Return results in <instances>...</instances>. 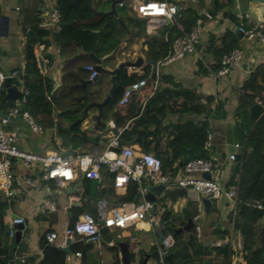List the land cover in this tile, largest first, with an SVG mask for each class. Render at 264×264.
I'll return each instance as SVG.
<instances>
[{"label":"crops","instance_id":"obj_1","mask_svg":"<svg viewBox=\"0 0 264 264\" xmlns=\"http://www.w3.org/2000/svg\"><path fill=\"white\" fill-rule=\"evenodd\" d=\"M111 1L87 0V4H91L96 13H106L110 10ZM125 1L123 0L122 3L125 4ZM42 2L44 4L43 25L51 30L48 23L51 10L58 4L63 7L73 6L78 0H42ZM163 2L179 3L184 7L191 8L197 15H200L202 11L206 12V9L212 6V0H163ZM33 5L34 0H0V70L7 75L19 74L23 70L25 38L21 32V11L23 7ZM126 8V4L123 8L116 5V15L122 14ZM230 13L234 17L243 16L242 19L250 26L264 22V4L261 3L231 0ZM222 14L221 11L215 17L209 16L204 20L200 19L199 39L194 52L170 65L161 66L160 63H157L156 73L153 77L157 73H163L187 89L212 96L218 103L219 108H214L209 118V127L213 138L208 153L209 160L213 165V177L222 183L225 191H229L236 189L237 157L240 154V151L234 149L233 146L240 145L242 147L247 134L245 120L236 119L234 116L238 89L254 69L264 65V45L256 40L247 39L243 34L239 38L236 36L237 48L242 52L239 62L231 66L225 76L214 75L215 72L212 73L209 70V66L213 63L212 57L204 52L208 35L221 36L225 31L235 33L237 29L240 30ZM141 43L140 40L128 47L126 42H123L112 57L97 58L100 59L101 67L107 71L113 70L125 61L133 62L135 59L141 58L143 62L138 70L125 69L124 85L146 70L148 75L144 78L145 86L139 91L130 93L129 102L126 105L114 106L112 111L107 105L102 109L100 117H98L97 108L89 107L84 111V107L89 102L101 103L109 90L110 77L106 74L99 75L93 85L86 87L88 93H93L92 99L85 98L86 101L82 103L80 116L74 118L73 125L80 122L81 131L90 142L84 140L79 142L81 138L71 134V127H67V125L72 121L73 114L67 112V105L64 102L66 98L76 95L81 98L82 96L81 90L76 88V85L79 80H87L88 72L85 70V65L89 63L86 56L80 51H71L72 48H66V56H62L59 48L52 43L51 35L47 38L46 43L35 46L34 54L39 74L49 81V85L44 90V100L31 103L27 109H24L23 106L20 107V110L29 116L36 130H33L30 124L19 116L10 118L7 129L15 133L16 147L21 151L35 155H42L48 150H56L63 155L85 153L94 149L99 151L100 146H96L98 138L93 136L92 129L98 127L124 128L139 115L145 100L154 90L155 82L150 76L151 67L147 64L148 60L144 54L146 46ZM90 54L87 55V58L94 67V62L89 58ZM63 81L72 82L68 85V89L63 88ZM16 82L19 84L18 90L22 92L24 89L18 78H11V87ZM0 98L2 101L3 95H0ZM2 103L9 104L10 102L2 101ZM8 108L7 106L1 108L0 116L4 115ZM97 117L98 120H96ZM247 120L250 121L248 111ZM59 121L63 127L59 126ZM229 155L235 156L233 161L228 160ZM9 173L12 181L11 197L6 198L2 193L0 196V220L4 233L6 234L13 219L21 218L23 220L18 244L14 243V237L7 238L6 235L0 242L7 256L13 260L12 264H39L43 259L42 237L44 234L52 233L61 237L64 227L71 219L86 213L92 219L100 222V204L106 211L117 206L104 198H98L97 192L100 186L96 182L89 181L90 190L85 197H82L83 184L81 183L77 187L79 181L82 182L81 179L72 183L42 180L40 167L27 168L16 159H10ZM26 178L30 180L29 185L24 183ZM70 188L73 189V192L69 191ZM116 195L121 196L122 194ZM44 201H49L52 209L45 208ZM166 205L177 213L188 206L181 199L174 204ZM162 212L163 210L160 208L155 210L154 220L156 222L153 223L152 229L156 227ZM233 213L226 197L222 196L211 200L208 212L203 210L200 215L198 243L204 247L214 248L215 242L230 236L234 237L237 233L233 231L229 220ZM152 229L143 226L137 229L128 227L113 231L104 230L101 232L99 242H91L83 239L80 235H75L74 241L70 242L65 249L48 245V249L53 248L56 253L53 251L47 257V264H113L114 257H118L119 264H121L119 248L121 244H126L129 257L131 254L133 255V261H130L129 264H155L152 250L155 240ZM104 238L108 239V242H105ZM113 246L117 247V251ZM230 251L228 264H244L240 252L236 251L235 247H232ZM75 253H79L80 256H74Z\"/></svg>","mask_w":264,"mask_h":264},{"label":"trees","instance_id":"obj_2","mask_svg":"<svg viewBox=\"0 0 264 264\" xmlns=\"http://www.w3.org/2000/svg\"><path fill=\"white\" fill-rule=\"evenodd\" d=\"M149 2H163V0H149ZM168 4L178 9L177 14L156 35L145 33V21L134 17L131 9L126 8L122 14L109 16L106 19L101 13H96L91 4H87V0H78L73 6L56 5L54 9L59 14V30L56 34H51V30L43 25L42 0H34L33 6L23 7L20 25L25 38L24 67L17 78L27 92L24 109H27L31 103L44 100V90L49 85V81L39 74L34 48L46 43L50 35L52 43L59 48L62 56H66V48H72L71 51H80L86 56L89 63L86 65L91 63L87 58L90 53L96 58L112 57L123 42L129 47L140 40L141 44L146 46L144 51L146 59L157 64L170 54L171 44L176 38L190 31L195 26L196 20L205 19L189 7L173 2ZM230 10L231 0H212L211 8L206 9V12L210 17H215L222 11V16L242 31L251 27L245 20H238L231 15ZM236 48L235 33L225 31L221 36L208 35L204 52L212 57L210 72H216L220 67L222 56ZM263 68L264 65H260L254 69L239 87L234 114L236 119L241 118L240 120H245L247 123V134L237 157L235 211L229 219L233 231L242 239L241 258L244 264H264V222H262L264 219V113L256 122L247 120V111L252 105L258 104L264 107ZM147 75L146 70L140 76H135L134 81L143 80ZM124 79L125 70H119L115 75L117 87L109 103L111 111L114 106L117 107V102L123 97L127 88ZM153 82L155 87L152 94L145 100L139 115L123 128L119 143L124 146L135 145L143 155L157 159L161 174L172 179L186 159H209V153L203 150V143L207 132L210 131L209 118L214 108L218 107V103L212 96L187 89L163 73H157L153 77ZM71 83L63 81V88L68 89ZM51 98L53 99L52 96ZM84 101L86 100L78 95L64 100L67 112L73 114V119L70 117L72 121L67 127H71L70 131L74 137L81 138L79 142L88 141L81 131V123L73 125L74 118L80 116ZM12 104L2 103L0 98V109L4 106L10 107ZM59 126L63 127L61 121ZM98 128L106 130L104 127ZM82 184L84 189L82 197H85L90 190L89 181L82 179ZM98 184L100 186L97 192L98 198H104L117 206L140 202L137 185L133 182L128 184L125 193L121 196L115 194L112 179L105 171L101 172ZM183 195V190L171 186L153 202L154 206L163 210L156 227L152 229L155 240L152 248L155 264H215V262L228 264L230 252L226 249L202 246L194 235L193 227L190 229V235L183 230L195 215L193 206L188 205L179 213L167 207L166 204L176 203ZM253 203H259L263 208L257 209L252 206ZM155 210L154 208L150 213L152 218L155 216ZM76 219L69 221L68 228L73 227ZM1 228L3 237L5 233L2 224ZM44 236L45 234L42 237L43 259L39 264H47V257L54 251L53 248L48 249L50 244L45 242ZM168 238L171 239V245L165 248L164 242ZM104 240L108 242V239L104 238ZM113 247L117 251V247ZM160 249L163 253L162 263L159 256ZM130 261H133L132 254ZM12 263L13 260L0 245V264ZM113 264H119L118 257H114Z\"/></svg>","mask_w":264,"mask_h":264},{"label":"built area","instance_id":"obj_3","mask_svg":"<svg viewBox=\"0 0 264 264\" xmlns=\"http://www.w3.org/2000/svg\"><path fill=\"white\" fill-rule=\"evenodd\" d=\"M127 8L131 9L132 14L136 18L145 17V33L153 35L162 30L163 26L170 22L177 14V8L166 2H148L143 4L142 0H126ZM124 3L117 5L119 8L125 6ZM148 10V8H150ZM200 15L209 18V15L202 11ZM238 19L243 16H236ZM59 14L56 9H52L49 14L48 23L51 27V33L56 34L59 30ZM200 31V21L196 20L195 26L184 35L176 38L171 44L170 54L160 62L161 66L170 65L172 62L182 59L186 55L194 52V48L198 43ZM244 37L249 40H256L264 45V22L253 24L247 30H241ZM242 52L236 48L220 59V67L214 75L225 76L231 66L236 65ZM85 70L88 72V81L96 77V72L92 65H86ZM18 74L11 73L7 75L0 70V88L4 78L16 79ZM264 80V68H263ZM146 81L130 80L123 97L117 102L116 106H124L129 102V95L132 92L139 91L144 87ZM21 100L10 106L4 115L0 116V192L6 198L11 197V175L9 173L10 159L20 161L25 167H40L42 180H58L62 183H72L79 179L99 183L101 172L105 171L112 179V187L116 194H124L130 182L137 185V194L140 202L123 203L119 206L112 207L109 210L103 209L100 204V222L92 219L86 213L81 214L73 223L70 229L65 226L62 236L57 237L52 233L44 236L45 242L57 247L65 249L70 242L74 241L75 235H80L83 239L91 242H99L101 232L104 230L113 231L115 229H125L133 227H148L152 229L153 223L156 221L150 215L151 211L157 206L153 203L146 202L144 197L151 187L162 185L164 191L171 186L183 190L184 195L181 198L185 205H191L195 209V215L192 219L194 235L198 240L200 236L199 219L203 211L202 201L216 200L222 196L226 197L232 212L235 211L236 190L225 191L222 183L213 177V165L209 159H193L186 160L177 170L174 178L170 179L161 174L160 163L157 159L143 155L140 149L135 146H124L119 143V137L123 128L110 127L102 130L101 128H93L92 134L98 138L96 146H100V150H90L85 153H77L73 155H63L56 150H48L42 155H35L19 150L15 145V133L7 129V125L11 117L19 116L23 121L30 124L33 130H36L29 116L20 110L25 104L27 92L23 90ZM213 134L209 131L206 134L203 150L208 152L211 148ZM234 149L241 152L240 145H234ZM234 155H229L228 160L233 161ZM203 174L209 175V179L203 178ZM194 175H198L195 176ZM26 185L30 184L28 178L24 179ZM45 208L52 209L49 201L43 202ZM257 209L263 207L259 203H253ZM23 220L16 218L9 224L6 237L13 238L17 231V226L22 225ZM3 232L0 221V239ZM171 245V239L168 238L164 242V247ZM214 248L226 249L231 253V248L242 251V239L239 234L234 237L217 241L213 245ZM162 250L159 251L160 263H162ZM74 256L79 257V253Z\"/></svg>","mask_w":264,"mask_h":264},{"label":"water","instance_id":"obj_4","mask_svg":"<svg viewBox=\"0 0 264 264\" xmlns=\"http://www.w3.org/2000/svg\"><path fill=\"white\" fill-rule=\"evenodd\" d=\"M247 1H251V2H255V3H261L264 4V0H247ZM123 0H112L111 1V6H110V10L106 13H101L106 19L109 16H115L116 12H115V6L122 3ZM149 2V0H142L143 4H147ZM144 21L146 20L145 17L142 18ZM169 22H167L168 24ZM235 35L239 38L242 36V32L240 30H236ZM89 58L94 62L95 66L94 71L96 72V77L93 78L91 81L88 80H79L78 85H76V88H78L79 90H81L82 92V99H92L93 93H88L86 90V87L89 85H93L99 75L102 74H106L108 75L109 78V83H110V87L109 90L107 92V95L105 96V98L101 101V103H96V102H89L85 105L84 107V111L89 108V107H95L98 109L99 115L98 117L101 116L102 113V109L109 105L110 101H111V97L117 87L116 82H115V75L119 70H125V69H132V70H138L141 67L142 64V59L141 58H137L135 59L133 62L132 61H125L123 63H120L116 68H114L111 71H107L105 69H103L100 65V59H97L93 54L89 55ZM147 64L150 65L151 67V73L150 76L153 77L156 73V67L157 64L152 61V60H148ZM19 84L16 82L14 84L13 87H11V79L6 77L4 78L3 82H2V86L0 88V95H3V102H10V103H15L19 100H21L22 98V93L18 90ZM264 113V107L258 105V104H254L252 105L249 109H248V118L250 121L252 122H256ZM97 117L96 120H98L99 118ZM188 160V159H186ZM203 178L205 179H209V175L207 174H203L202 175ZM81 181H79V183L77 184V187H79L81 185ZM69 191L73 192V189H69ZM164 191V187L162 185H158L155 187H151L149 189V192L147 193V195L144 197V200L146 202L149 203H153L157 200V198L163 193ZM202 205H203V210L205 212H208L209 206H210V201L207 199H204L202 201ZM81 206V205H78ZM193 227V222L190 220L187 222V224L183 227V230L188 233L190 235V229ZM22 225H18L17 226V231L14 234V243L18 244L20 241V237H21V230H22ZM120 248V252H121V264H129L130 263V257L126 251V244L123 245H119Z\"/></svg>","mask_w":264,"mask_h":264},{"label":"bare ground","instance_id":"obj_5","mask_svg":"<svg viewBox=\"0 0 264 264\" xmlns=\"http://www.w3.org/2000/svg\"><path fill=\"white\" fill-rule=\"evenodd\" d=\"M151 9V7L150 8H148V10H150Z\"/></svg>","mask_w":264,"mask_h":264},{"label":"rangeland","instance_id":"obj_6","mask_svg":"<svg viewBox=\"0 0 264 264\" xmlns=\"http://www.w3.org/2000/svg\"><path fill=\"white\" fill-rule=\"evenodd\" d=\"M110 87V86H109Z\"/></svg>","mask_w":264,"mask_h":264}]
</instances>
